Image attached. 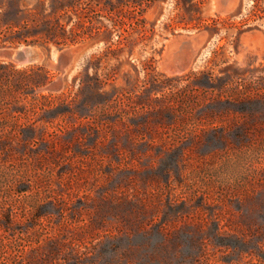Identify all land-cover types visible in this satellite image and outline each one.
Here are the masks:
<instances>
[{
    "label": "rangeland",
    "instance_id": "obj_1",
    "mask_svg": "<svg viewBox=\"0 0 264 264\" xmlns=\"http://www.w3.org/2000/svg\"><path fill=\"white\" fill-rule=\"evenodd\" d=\"M18 44L41 56L0 57V264H264V0H0Z\"/></svg>",
    "mask_w": 264,
    "mask_h": 264
},
{
    "label": "trees",
    "instance_id": "obj_2",
    "mask_svg": "<svg viewBox=\"0 0 264 264\" xmlns=\"http://www.w3.org/2000/svg\"><path fill=\"white\" fill-rule=\"evenodd\" d=\"M28 36H29V33L20 32V35L13 37V39H11V41L23 40L27 43H32V42L37 41V39H27ZM0 65L1 66H7L8 64L0 62ZM10 67L14 68L15 66L10 64ZM37 67L38 68H36L35 71L40 72L39 74L42 75V79L37 81V79H35L33 77V78H30V80H32L33 82H36V85H44V84H47L48 82L52 81L51 78L49 77V73L47 70L44 69L43 73H41V69H43L42 65H39ZM25 105L26 104L23 101H15V103L13 104V109L15 111L21 112L25 108ZM40 120H41L40 125H36V123H30L27 126L19 127L20 131H18V132H20V136L22 137L23 142L27 143L28 141H30V139L36 138L37 136L39 137V135L41 134L38 131L39 127H44L46 129V127L48 125L46 122H48L49 118L41 117ZM2 174L7 175V170H6V167L0 162V175H2ZM24 184H26V183H24ZM28 186L29 185L21 186L20 189H17V191H19L20 193H24V191L28 190ZM12 218H13V215L11 212H7V213H3V214L1 213L0 214V227L5 229V230H7L8 227L10 228V225L12 224Z\"/></svg>",
    "mask_w": 264,
    "mask_h": 264
},
{
    "label": "water",
    "instance_id": "obj_3",
    "mask_svg": "<svg viewBox=\"0 0 264 264\" xmlns=\"http://www.w3.org/2000/svg\"><path fill=\"white\" fill-rule=\"evenodd\" d=\"M74 49H59L57 53V66L64 71L72 61ZM41 52L32 44H18L15 46H0V57L7 59L15 65H22L40 58Z\"/></svg>",
    "mask_w": 264,
    "mask_h": 264
},
{
    "label": "bare ground",
    "instance_id": "obj_4",
    "mask_svg": "<svg viewBox=\"0 0 264 264\" xmlns=\"http://www.w3.org/2000/svg\"><path fill=\"white\" fill-rule=\"evenodd\" d=\"M169 59H170V58H169ZM170 61H171V60H170ZM170 61H169V62H170ZM168 65H169V64H168ZM171 66H173V65H171ZM171 66H169V67H171ZM165 67H166V66H165Z\"/></svg>",
    "mask_w": 264,
    "mask_h": 264
}]
</instances>
